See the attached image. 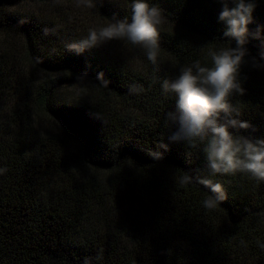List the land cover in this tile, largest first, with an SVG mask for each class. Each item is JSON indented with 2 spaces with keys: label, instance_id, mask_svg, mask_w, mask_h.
Segmentation results:
<instances>
[{
  "label": "trees",
  "instance_id": "1",
  "mask_svg": "<svg viewBox=\"0 0 264 264\" xmlns=\"http://www.w3.org/2000/svg\"><path fill=\"white\" fill-rule=\"evenodd\" d=\"M27 1L50 16L7 12ZM65 1L72 0H0V167L8 170L0 175V264H83L85 257L93 264H264V182L243 173L210 177L228 196L210 210L202 185L179 183L187 172L210 176L202 144L170 143L160 160L148 154L177 129L165 126L176 97L163 94L161 81L195 61L211 66L209 52L226 46L221 0H149L165 17L158 70L127 40H115L112 51H68L82 37L61 34L57 6ZM132 2L94 5L109 23L130 20ZM256 2L251 30L264 26V0ZM16 36L24 62L12 47ZM246 47L245 92L231 102L255 129L242 133L264 138V43L250 38ZM74 83L81 93L66 96L63 88ZM134 83L145 90L129 94Z\"/></svg>",
  "mask_w": 264,
  "mask_h": 264
},
{
  "label": "clouds",
  "instance_id": "2",
  "mask_svg": "<svg viewBox=\"0 0 264 264\" xmlns=\"http://www.w3.org/2000/svg\"><path fill=\"white\" fill-rule=\"evenodd\" d=\"M222 9L218 19L225 25L223 32L226 46L209 52L211 66H202L200 61L182 67L174 79L161 81L164 95L176 97L175 109L165 116V126L176 125V131L167 137L168 143L159 141L157 148L149 149L148 154L155 160L163 159L170 143L187 142L203 145L210 176L199 173H186L179 183L187 186L198 183L207 191L202 201L207 209H215L227 200L225 186L214 181L212 176L250 175L257 182H264V138L244 135L253 125L240 119V110L231 99L236 94L243 95L240 74L242 66L247 63L249 39H258L264 43V26L250 29L257 8L256 0H221ZM79 5L94 7V0H78ZM165 17L160 7L150 4L149 0H133L131 18L113 19L104 26L90 28L86 36L66 45V49L82 54L87 49L99 47L113 40H127L141 47L147 59L157 66L161 48L160 28ZM45 35L49 29L43 30ZM264 58V52H261ZM255 66H260L253 57ZM101 85L108 87L109 81L101 72L97 77ZM145 89L141 84H132L129 94H139ZM6 167H0V175L7 173ZM243 243V242H242ZM102 258L98 254L96 259ZM83 264H93L90 257L83 259Z\"/></svg>",
  "mask_w": 264,
  "mask_h": 264
},
{
  "label": "rangeland",
  "instance_id": "3",
  "mask_svg": "<svg viewBox=\"0 0 264 264\" xmlns=\"http://www.w3.org/2000/svg\"><path fill=\"white\" fill-rule=\"evenodd\" d=\"M104 1L110 3V1H113V0H104ZM117 1L119 0H115V2ZM121 4H118V5L121 6ZM35 5H33V2L27 1L20 5H13L11 6V8L9 7L7 9V12L13 13V12L20 11V13L24 15H27V16L31 15L34 18L36 17V18H41V19H44L42 16H46V18L50 16V13L46 12L44 9L42 10L37 9L39 6L37 3H35ZM49 6H51V4H49ZM57 7L59 11L61 12V17H60V20L57 22V25H59L60 27V21H61V28L64 30V33H61V34H65V36L83 38L84 36L87 35L88 30L90 28H98V27H101L107 24L105 20H103L100 17L99 11L97 12L98 8L96 7V5L92 8H88L83 5H79L78 0H72V1L62 2V4L59 3ZM35 9L38 10L37 11L38 14H36ZM40 12H42V14ZM164 25L165 24L163 23L162 26ZM12 40H13L12 47L15 48L16 53H17V55L15 56L17 58H23L22 53L25 52L24 41L21 40V38L17 36L16 38L14 37ZM115 43L116 41L113 40V41L100 45L98 48L101 50H108V51L116 50ZM117 43L119 46L122 45V43L120 44V42H117ZM56 46H57V43L55 44L53 43V45L51 43V46H49V49L51 50L53 49V47L55 48ZM3 48H6V44H3ZM121 55L124 56L125 54H121ZM24 59L26 60V58L21 59L22 62H24ZM133 59L135 58L133 57ZM125 61L127 63H130L132 62V59L131 57L128 56L127 58H125ZM18 66L20 67V70H18L19 72L29 74L31 69H25L20 64H18ZM38 74L39 72L37 73V75H34V76L37 78ZM55 75L56 73H54L53 75H49V76L52 77ZM42 76L44 75L42 74ZM82 89H83V86H80V83H74L73 85H70V86L66 85V87L63 88V93L69 97L76 96L77 94L81 93ZM39 127H43V126L39 124Z\"/></svg>",
  "mask_w": 264,
  "mask_h": 264
}]
</instances>
